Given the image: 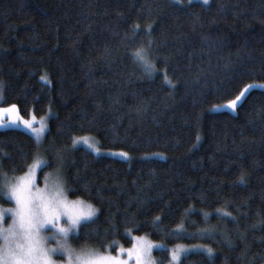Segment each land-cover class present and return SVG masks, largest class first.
<instances>
[{
  "label": "trees",
  "instance_id": "obj_1",
  "mask_svg": "<svg viewBox=\"0 0 264 264\" xmlns=\"http://www.w3.org/2000/svg\"><path fill=\"white\" fill-rule=\"evenodd\" d=\"M149 41L152 76L131 55ZM250 84H264V0H0V106L52 113L38 147L25 130H0L2 171L13 180L32 162L23 154L63 155L69 196L100 210L76 248L129 247V229L214 251L182 264H264V89L237 113L213 111ZM87 135L131 158L73 146ZM206 227L212 238L191 235ZM155 255L171 261L169 249Z\"/></svg>",
  "mask_w": 264,
  "mask_h": 264
},
{
  "label": "snow or ice",
  "instance_id": "obj_2",
  "mask_svg": "<svg viewBox=\"0 0 264 264\" xmlns=\"http://www.w3.org/2000/svg\"><path fill=\"white\" fill-rule=\"evenodd\" d=\"M203 2L207 4L208 0H203ZM150 31L151 26H149V34ZM151 44L152 41H149L147 48L141 46L131 52L134 63H138L148 76L156 72L155 64L150 59ZM164 82L171 85L166 74ZM257 87H264V85H248L234 100L223 107L234 111L246 94ZM2 93L3 86L0 85V95ZM15 111H17L16 105H11L10 108L0 109V114ZM11 122L16 123L15 120ZM22 124L34 134V142L38 147L43 142L47 124L43 119L39 127H34V121L23 120ZM72 143L74 147L83 143L91 152L97 154L100 152V148L90 137H74ZM4 155L7 156V154ZM29 155H31L32 162L26 164L28 170L24 175L16 177L14 182L9 180L0 164V177H2L0 194L14 202V207L0 208V239L3 240V244L0 245V264H58L55 259L57 256L62 258L63 264H129L131 260H134L135 264H153L151 256L153 248L163 246L155 245L145 237H131L129 229H125L124 234L135 242L128 249L119 246L117 240L107 243L104 252L91 250L86 245H81L79 248L73 247V241L79 238V231L87 227L89 223L95 222L100 210L79 197L74 200L69 198V193L75 194V192L70 189L64 177L63 155L60 152L55 154L53 160L42 157L39 152L23 154L24 161L28 160ZM120 155L127 156V153ZM53 165H55L53 172L56 174V181L49 184L51 173H46L44 175L45 187H38L37 170L43 171L44 168ZM15 170L14 168L13 171ZM244 182L245 178L241 175L240 183ZM83 191L85 194L88 193L87 186ZM191 212L192 209L186 210L187 214ZM217 213L221 214V218L231 216V213L221 212L219 209ZM209 215V213H203L205 223ZM9 218L11 223L8 227H3ZM160 222L161 218L155 217L151 223L155 227ZM135 226L137 229L140 227V225ZM178 231H184L183 225L179 226ZM191 235L212 238L215 235V229L206 227ZM50 241L55 242L54 246H49ZM198 247H203L208 257L214 255L212 248ZM112 250H115L117 254L112 255ZM187 251L188 249L179 247L173 249L172 259L182 264L181 254ZM124 256H127V259Z\"/></svg>",
  "mask_w": 264,
  "mask_h": 264
},
{
  "label": "rangeland",
  "instance_id": "obj_3",
  "mask_svg": "<svg viewBox=\"0 0 264 264\" xmlns=\"http://www.w3.org/2000/svg\"><path fill=\"white\" fill-rule=\"evenodd\" d=\"M198 1H202V2H203V0H198ZM43 81L48 82V78L45 76V79H43ZM258 85H264V84H258ZM257 88L264 89V87H257ZM253 89H254V88H253ZM251 90H252V89H251ZM246 95H247V94H246ZM243 99H244V98H243ZM243 99L238 103V107H239V105L241 104V102L243 101ZM228 103H230V102H228ZM228 103H226V104H228ZM226 104H223V105H226ZM223 105L215 106V107L213 108V111L227 110V111H230V112H233V113H237V111H238V107L233 111V110H230V109H227V108L223 107ZM6 108H10V106H7V107H1V106H0V109H6ZM16 108H17V111H15V112L0 114V130H1V129H6V128H19V129H22V130L27 131L28 133H30V134L34 137V134L31 132V130L23 126L22 121H23V120L34 121V127H39V124H40L41 119H43L44 122L47 124V130H48V127H49V119H50V116H51V114H52L51 112H48V113H47L45 116H43V117H37V116H35L34 114H32L29 118H24V117L21 116V113H20V110H19L18 106H16ZM12 120H15L16 123L13 124V123L11 122ZM47 130H46V132H47ZM46 132H45V134H44V138H45ZM80 137H84V136H80ZM86 137H90V138H92V140H93V142H95L96 146H97L98 148H100V152H99V154L92 152V153H94V154L97 155V156H111V157H116V158L125 159V160H128L129 158H131V156H130L128 153H127V156L120 155L121 153H126V152H123V151H114V150H106V149L102 148V147L100 146L99 141L97 140V138L94 137V136H92V135H87ZM34 138H35V137H34ZM43 141H44V139H43ZM42 144H43V142L40 143L39 145L41 146ZM76 146H81V147L87 148V149L89 150V148L87 147V145H84L83 143H79V144H77ZM157 155L160 156V154H157ZM41 173H42V171L37 170V177H38V179H37V186H38V187H41V188L45 187L44 175H45L46 173H51V175L49 176V180H48V183H49V184H52V183L55 182L56 179H57L56 174L53 172V168L47 170V171L43 174V176H41ZM24 174H25V173H24ZM24 174H22V175H24ZM20 176H21V175H20ZM18 177H19V176H18ZM64 177H65V176H64ZM14 180H15V178H14L12 181L14 182ZM0 195H2V194H0ZM2 196H3V195H2ZM3 197H4V196H3ZM4 198L7 199V200H9L11 203H5V202H2V201H1V198H0V208L14 207V202H13V201H11L10 199H8L7 197H4ZM69 198L72 199L70 196H69ZM73 200H74V199H73ZM10 223H11V219L9 218V219L7 220V222L3 224V227H5V228L8 227V225H9ZM133 237H145V238H147L148 240H150L153 244H155V245H162V246H163L162 248H153V251H152V253H151L152 260H153V264H160V263H159V260L157 259L156 255H155V252L158 251V250L169 249V251H170V255H171V261L169 262V264H179L180 262H178V261H174V260L172 259V250H173V249H176L177 247H179V248H183V249H188L187 253H182V254H181V259H182L185 255H187V254H189V253L197 252V251H204V250H203V247H198V246H206V245H202V244H186V243H179V244H177V245L174 246V247L168 248L164 243L154 241V240H152V239H151L149 236H147V235H142V236H137V235H135V236H133ZM134 242H135V241L133 240V243H134ZM54 243H55L54 241H50V242H49V246H50V247H51V246H54ZM133 243H132V245H133ZM2 244H3V240L0 239V245H2ZM132 245L129 246V247H126V246H122V247L125 248V249H128V248H131ZM73 247H74V246H73ZM206 247H209V246H206ZM88 248L91 249V250L99 251V250H97V249H95V248H92V247H88ZM99 252H102V251H99ZM116 254H117L116 251H115V252H112V255H116ZM124 258L127 259V256H124ZM55 259L57 260L58 264H63V260H62L61 257L57 256V257H55ZM129 264H135V261H134V260H131V261L129 262Z\"/></svg>",
  "mask_w": 264,
  "mask_h": 264
}]
</instances>
